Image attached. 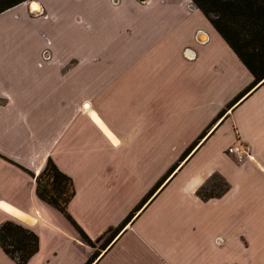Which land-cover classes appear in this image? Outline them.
<instances>
[{
    "label": "crops",
    "instance_id": "1",
    "mask_svg": "<svg viewBox=\"0 0 264 264\" xmlns=\"http://www.w3.org/2000/svg\"><path fill=\"white\" fill-rule=\"evenodd\" d=\"M35 1L0 12V223L38 235L27 264L58 257L46 242L62 231L47 217L59 211L31 175L49 158L95 239L202 132L91 264H264V80L229 107L253 75L192 0ZM213 173L229 187L202 199ZM60 214L84 264L96 248Z\"/></svg>",
    "mask_w": 264,
    "mask_h": 264
},
{
    "label": "trees",
    "instance_id": "2",
    "mask_svg": "<svg viewBox=\"0 0 264 264\" xmlns=\"http://www.w3.org/2000/svg\"><path fill=\"white\" fill-rule=\"evenodd\" d=\"M26 0H0V12ZM215 30L233 49L241 62L253 75L248 87L241 91L229 107L243 97L250 89L264 80V0H192ZM217 116L215 121L222 116ZM214 121V122H215ZM206 134L202 132L181 154L178 161L169 169L166 177L185 158L199 140ZM31 173V172H30ZM31 175L36 181V193L40 199L57 209L79 233L83 243L96 248L84 264H91L97 257V244L105 249L115 237L131 222L135 213L145 204L154 191L164 181L160 179L133 207L126 217L115 227H110L97 238L92 239L69 213L67 206L74 195L73 181L49 158L39 174ZM43 181L44 184H43ZM229 184L219 173H213L202 184L197 195L202 199L222 195ZM0 247L17 264H27L39 249V237L29 227L19 221L7 219L0 223Z\"/></svg>",
    "mask_w": 264,
    "mask_h": 264
},
{
    "label": "rangeland",
    "instance_id": "3",
    "mask_svg": "<svg viewBox=\"0 0 264 264\" xmlns=\"http://www.w3.org/2000/svg\"><path fill=\"white\" fill-rule=\"evenodd\" d=\"M152 18L156 20L155 17L152 16ZM44 182L45 181H43V184ZM53 212V215L48 214L47 217L51 222L58 225L60 227V230L62 231H60L59 234L55 237L48 239L46 242V246L49 248L57 249L58 257L54 260L56 264H76L82 257L81 253H84V251L82 250L83 248H77V244L73 243V241L71 240V234L74 233L69 232L68 229H71L74 232L73 228L68 224V222H66V220L59 212ZM99 244L100 243H98L96 246L98 255H101L104 250L99 247ZM0 259H2L1 256ZM2 260L10 261V259H8L6 256H4Z\"/></svg>",
    "mask_w": 264,
    "mask_h": 264
},
{
    "label": "built area",
    "instance_id": "4",
    "mask_svg": "<svg viewBox=\"0 0 264 264\" xmlns=\"http://www.w3.org/2000/svg\"><path fill=\"white\" fill-rule=\"evenodd\" d=\"M227 151H228L229 153H231V152L236 151V148H235L234 145H231V146H229V147L227 148Z\"/></svg>",
    "mask_w": 264,
    "mask_h": 264
},
{
    "label": "water",
    "instance_id": "5",
    "mask_svg": "<svg viewBox=\"0 0 264 264\" xmlns=\"http://www.w3.org/2000/svg\"><path fill=\"white\" fill-rule=\"evenodd\" d=\"M140 1H144V0H140ZM35 0H30V4H35ZM39 11V9H37V12Z\"/></svg>",
    "mask_w": 264,
    "mask_h": 264
}]
</instances>
